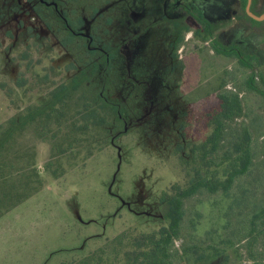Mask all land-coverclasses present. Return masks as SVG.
<instances>
[{
  "label": "rangeland",
  "instance_id": "obj_1",
  "mask_svg": "<svg viewBox=\"0 0 264 264\" xmlns=\"http://www.w3.org/2000/svg\"><path fill=\"white\" fill-rule=\"evenodd\" d=\"M194 5L217 21L214 35L222 44L260 56L257 73L264 78V33L252 34L245 21L232 20L243 15L242 0H0V134L11 118L45 102L55 85L69 82L86 64L91 74L93 64L115 50L111 70L100 65L83 94L94 107L107 100L121 113L118 122L110 118L85 136L87 146L101 143L99 136L107 143L112 138L110 146L86 160L83 155L55 159L52 170L62 172L59 177L46 170L51 145L37 138L34 127L3 151L1 200L20 184L21 174L31 173L33 155L42 187L0 218V264H72L123 232L149 234L169 226L162 194L174 184L188 185L192 167L183 161L212 133L209 120L220 106L221 79L227 91L240 93L250 75L196 38L197 31L205 33L186 11H195ZM70 65L76 70L67 71ZM45 76L47 83L40 79ZM240 95L246 111L238 123L248 124L257 137L264 129V98ZM250 180H239L228 196L200 193L187 200L176 248L206 246L213 227L222 233L232 220L224 219L225 210ZM18 189L11 198L24 193ZM246 214L233 224L247 226ZM224 234L229 236L228 230ZM242 249L243 263L229 250L199 264H255ZM257 250L264 253L260 245Z\"/></svg>",
  "mask_w": 264,
  "mask_h": 264
},
{
  "label": "trees",
  "instance_id": "obj_2",
  "mask_svg": "<svg viewBox=\"0 0 264 264\" xmlns=\"http://www.w3.org/2000/svg\"><path fill=\"white\" fill-rule=\"evenodd\" d=\"M243 2L247 4V0ZM259 2L253 0V11L258 8ZM189 13L204 27L205 34L197 31L196 38L211 42L212 49L217 54L235 59L242 69L250 72L244 83L245 89L240 93L227 91V83L225 79H221V87L217 89L220 106L209 120L213 128L212 133L205 142L191 149L190 160L183 161L184 166L192 167L187 170L188 185L183 188L174 184L168 192L162 194L161 203L166 207L165 218L169 220V226L149 234L131 235L123 232L104 247L72 264H199L211 254H224L229 250L232 251L236 262L243 263L245 260L242 259V248L250 253L249 258L251 257L255 264L264 262V253H257L259 245L264 249V129L254 137L248 124L238 123L246 111L240 94L252 92L264 98V78L257 73L262 62L256 55L246 54L236 45L222 44L214 35L217 24L206 20L200 11L195 9ZM241 19L246 23L258 24L246 13ZM68 26L70 25L67 24ZM70 33L73 38L72 32ZM62 44L66 47L67 42L62 40ZM116 53V50L110 52L101 62L94 63L92 69L90 68L91 74L95 75L102 64L106 72H109V63L115 59ZM87 66L89 64L69 82L55 85L45 102L29 107L1 127L0 156L3 151L11 150L18 136L28 128L34 127L37 138L48 141L51 145V159L46 165V170L59 177L62 172L52 170L55 159L83 155L86 160L112 144V138L110 140L107 137L108 144L103 136H99V144L92 141L89 146L85 144L88 142L85 136L90 133L92 127L98 130L109 124L110 118H115L118 122L121 116L118 106L107 100L96 108L86 99L83 87L91 76ZM66 70L73 71L76 68L70 65ZM40 79L41 82L48 81L47 76ZM105 111L106 115H103ZM35 158V155L31 158V173L21 174L20 184L9 188L8 196L6 195L8 199H0V218L22 205L42 187L41 173L33 164ZM258 160H261V163ZM250 177L249 188L242 189L233 199L230 211L224 212V219L229 217L232 220L244 218L247 213V226H243V222L233 224L231 220L224 225L222 233L214 227L209 230L207 236L210 243L206 246L190 244L184 246L182 251L176 248V241L182 237L187 200L200 193L210 196L223 193L228 196L239 180ZM23 179L24 182L21 181ZM18 188H22L24 193L11 198V194L20 193ZM227 230L229 236L224 234ZM246 242L248 245L244 244ZM236 262L234 264H238Z\"/></svg>",
  "mask_w": 264,
  "mask_h": 264
},
{
  "label": "flooded vegetation",
  "instance_id": "obj_3",
  "mask_svg": "<svg viewBox=\"0 0 264 264\" xmlns=\"http://www.w3.org/2000/svg\"><path fill=\"white\" fill-rule=\"evenodd\" d=\"M180 0H178V1H176V2H179ZM243 1V0H242ZM247 4H248V0H247ZM247 4H246V7H245V10H244V13H246L247 14ZM252 6H253V0H252V5H251V12L253 13V14H255L256 16H259V17H261L262 15H264V9L261 7V8H257L255 11H253L252 10ZM192 9V8H191ZM194 9H197L198 11H200L201 12V10L200 9H198V7H196L195 5H194ZM187 12H190L189 11V9L187 8V10H186ZM202 13V12H201ZM244 13H243V15L241 16L240 14H237L236 15V18L235 17H233L232 18V20H238L239 22H243L242 21V17L244 16ZM202 15H203V13H202ZM247 16L249 17V18H251L248 14H247ZM204 17V16H203ZM205 18V17H204ZM206 19V18H205ZM252 19V18H251ZM207 20V19H206ZM252 20H254V19H252ZM209 21V20H208ZM254 21H256V20H254ZM210 22V21H209ZM256 22H258V24H256V25H254V24H252V23H246L245 22V24H246V28H248L249 30H251V32H252V34H255V35H261L262 33H264V20L263 21H256ZM211 23H213V24H217V21L216 22H211ZM201 26V25H200ZM231 30H233L232 28L231 29H229L228 31H226V32H229V31H231ZM215 32V31H214ZM217 33V32H216ZM215 34V33H214ZM218 34V33H217ZM263 35V34H262ZM216 38V37H215ZM211 43V42H210ZM233 45H236V46H238L244 53H246L242 48H241V46L240 45H238V44H233ZM233 45H230V46H233ZM246 54H250V55H256L258 58H259V60L261 61V59H260V57H259V55L258 54H254V53H246ZM230 58V57H229ZM262 62V61H261ZM262 66H263V62H262ZM220 85V84H219Z\"/></svg>",
  "mask_w": 264,
  "mask_h": 264
},
{
  "label": "water",
  "instance_id": "obj_4",
  "mask_svg": "<svg viewBox=\"0 0 264 264\" xmlns=\"http://www.w3.org/2000/svg\"><path fill=\"white\" fill-rule=\"evenodd\" d=\"M251 5H252V0H248V4H247V14L254 20L256 21H263L264 20V15H262L261 17L256 16L255 14H253L251 12Z\"/></svg>",
  "mask_w": 264,
  "mask_h": 264
},
{
  "label": "crops",
  "instance_id": "obj_5",
  "mask_svg": "<svg viewBox=\"0 0 264 264\" xmlns=\"http://www.w3.org/2000/svg\"><path fill=\"white\" fill-rule=\"evenodd\" d=\"M260 57V56H259Z\"/></svg>",
  "mask_w": 264,
  "mask_h": 264
}]
</instances>
